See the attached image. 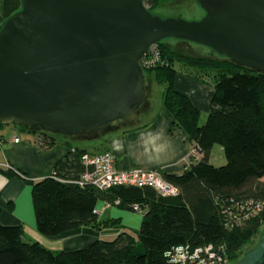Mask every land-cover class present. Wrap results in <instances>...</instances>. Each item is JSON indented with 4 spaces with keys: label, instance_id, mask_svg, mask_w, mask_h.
Returning a JSON list of instances; mask_svg holds the SVG:
<instances>
[{
    "label": "trees",
    "instance_id": "obj_1",
    "mask_svg": "<svg viewBox=\"0 0 264 264\" xmlns=\"http://www.w3.org/2000/svg\"><path fill=\"white\" fill-rule=\"evenodd\" d=\"M157 1L147 0L151 11ZM1 5L3 23L21 8L22 0H2ZM157 45L163 59L145 73H153L166 87L163 101L174 120L173 129L184 130L201 153L182 174L164 173L178 188L177 194L164 195L147 185L81 187L76 181L87 170L81 161L87 151L76 148L56 163L55 177L30 181L38 231L53 237L85 225H101L95 210L103 201L127 210L147 207L139 234L121 233L84 248L53 251L26 239L22 225L0 223V264H196L175 259L179 247L190 254L201 248V258L210 263H232L259 233L264 224V74L217 54L220 59L191 57L172 50L165 41ZM179 62L215 71V90L203 125L200 109L175 87L174 66ZM38 131L42 129L30 132ZM42 134V148L56 143L54 136ZM216 143L225 152L223 166L210 162ZM13 173L0 166V174ZM138 245L144 252H136Z\"/></svg>",
    "mask_w": 264,
    "mask_h": 264
},
{
    "label": "water",
    "instance_id": "obj_2",
    "mask_svg": "<svg viewBox=\"0 0 264 264\" xmlns=\"http://www.w3.org/2000/svg\"><path fill=\"white\" fill-rule=\"evenodd\" d=\"M145 1L22 0L0 24V123L74 136L136 122L141 62L169 38L264 74V0H198V20L161 17ZM227 264H264V232Z\"/></svg>",
    "mask_w": 264,
    "mask_h": 264
},
{
    "label": "crops",
    "instance_id": "obj_3",
    "mask_svg": "<svg viewBox=\"0 0 264 264\" xmlns=\"http://www.w3.org/2000/svg\"><path fill=\"white\" fill-rule=\"evenodd\" d=\"M176 67V89L189 96L200 110L209 112L215 90V80L207 79L211 73L199 71L197 74L181 65ZM163 95L164 91L160 109L152 111L153 105H149L150 109L147 107L146 111L144 109V120L139 115L137 123L129 126L115 124V130L104 137H95L104 147L95 153L112 151L119 169H160L165 174H182L187 169L186 158L194 143L184 130L173 129L174 120L164 106ZM10 130L13 131L7 136ZM23 133L31 135L24 136ZM42 135L41 131H25L23 127L16 131L12 124L0 123V166L14 172L12 176L0 174V223L22 225L26 239L40 242L53 251L84 248L96 240L114 238L121 233L137 236L147 207L144 210H127L110 206L98 214L99 227L85 225L53 237L38 231L30 181L54 176L56 163L80 148L56 137L52 147L42 148ZM16 137L19 141H15ZM104 204L100 201L96 209H102ZM136 252H144L143 246L138 245Z\"/></svg>",
    "mask_w": 264,
    "mask_h": 264
},
{
    "label": "rangeland",
    "instance_id": "obj_4",
    "mask_svg": "<svg viewBox=\"0 0 264 264\" xmlns=\"http://www.w3.org/2000/svg\"><path fill=\"white\" fill-rule=\"evenodd\" d=\"M1 2H2V0H0V24H1V18H2ZM145 7L148 10H151L150 4L147 2V0L145 1ZM152 11L155 14L160 15L161 17H166V18L167 17H178V18H184L187 20H198V19L202 18L205 14L204 10L199 5L198 0H158L156 2V5L153 7ZM156 45L157 44H155V47H153L152 50L149 51L150 54H148V57L147 56L144 57L145 60L141 63L142 66L144 67V72H145V69H147V68H153L155 66H158V64H160L159 62H161L163 59L162 54H161V48L158 45L157 46ZM165 45L169 46L172 50L179 52L185 56L212 57L215 59H220L218 56L213 54V52L211 51L210 48L203 46V45H200V44L193 43V42L184 41V40H180V39H176V38H169V39H166ZM150 57L153 58L152 61H148V60L152 59ZM157 60H159V61H157ZM144 62H146V63H144ZM176 65H181L182 68H185L189 71H195V73H197V74L200 73L199 72L200 70L193 68V67H190V66H186L184 63L179 62ZM174 67L177 69L176 66H174ZM203 72L211 73V74H208V77H207L208 80H212V79L215 80V76H214L215 71H203ZM145 75H146L145 87L147 90V96L145 97V100H144L145 103L143 102V104H142V106L138 112V115H140L142 120H144L146 117L145 113H144V109L146 111V109L149 108V105H153L152 111H156L157 109H160L162 107V92L166 88L163 84L158 83L155 80V76L153 73L146 72ZM163 103H164V101H163ZM208 115H209V112H207L205 109L200 110V118H199V124L200 125H203L206 123ZM136 121H138V119ZM134 123L135 122L115 121V122L109 124L108 126H106V128H104L103 130H101L99 132L89 134V135H83V134L74 135L76 138H71L70 136L64 135V134H54V133H50V132H46V133L48 135H52V136L56 137L59 140H63V139L68 140L72 144L77 145L80 148L85 149L87 152L89 151L91 153H93V152L95 153V152H100L104 148L100 139L99 138L97 139L95 137H101V136L104 137L107 133H110V131L115 130L117 128L116 126H119V125L129 126V125H133ZM115 124H117V125L114 126ZM12 126L16 129V131H20L22 129V126H17V125H13V124H12ZM12 131L13 130L7 131V136ZM23 135L27 136V135H31V134L23 133ZM15 141H19V140H15ZM191 148H193L192 150H194L196 147L193 144ZM192 150L190 151L189 156L186 158V162L188 164L187 167L189 165H191L192 163H195L194 161H197V157H195L193 155V153H191ZM75 151L76 150H74V152ZM210 156H211L210 161L215 166H223L227 162L224 149L220 144H217V143L214 144ZM200 157H201V155H200ZM263 232H264V224L260 228L259 233L252 240H250L246 245H244L242 247V249L240 251L239 258L237 260L243 258L244 255L249 250L253 249L259 243ZM201 257L196 258L194 260L192 258L191 260L196 264H201L202 260H203ZM187 261L188 260H186V262Z\"/></svg>",
    "mask_w": 264,
    "mask_h": 264
},
{
    "label": "built area",
    "instance_id": "obj_5",
    "mask_svg": "<svg viewBox=\"0 0 264 264\" xmlns=\"http://www.w3.org/2000/svg\"><path fill=\"white\" fill-rule=\"evenodd\" d=\"M153 47H155V45H153L149 51H151ZM144 60L145 59H143L142 62ZM152 60L153 58L148 61ZM15 140H19V138L16 137ZM191 153H193V155L197 157V160L200 159L201 153L198 148L192 150ZM81 161L87 168L81 178L76 181V183L81 187L86 185H93L98 189L105 190L115 185H147L157 189L164 195H175L178 192V188L165 178L163 171H161L160 169L146 170L143 168H132L124 170L117 168L116 157L114 153L109 150L101 153H83V155L81 156ZM110 206V204L105 203L102 209H96L95 212L97 214H100L103 210ZM136 209H140V206H137ZM202 252V249L199 248L196 249L193 254H190L188 250H185L183 247H179L176 249L175 259L186 262V260L188 259L200 258ZM205 253H208L211 259L214 258V254L209 252V248L205 249ZM201 264L227 263H209L208 261L203 259Z\"/></svg>",
    "mask_w": 264,
    "mask_h": 264
}]
</instances>
